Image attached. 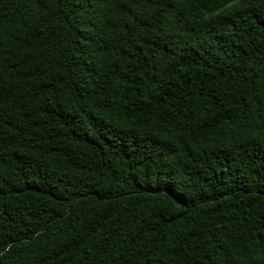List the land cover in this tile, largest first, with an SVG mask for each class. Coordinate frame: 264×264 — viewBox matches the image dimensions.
I'll return each instance as SVG.
<instances>
[{"label": "trees", "instance_id": "trees-1", "mask_svg": "<svg viewBox=\"0 0 264 264\" xmlns=\"http://www.w3.org/2000/svg\"><path fill=\"white\" fill-rule=\"evenodd\" d=\"M0 264H264V0H0Z\"/></svg>", "mask_w": 264, "mask_h": 264}]
</instances>
